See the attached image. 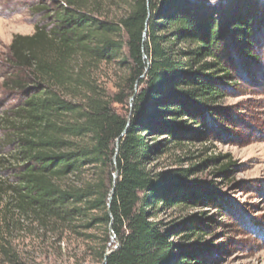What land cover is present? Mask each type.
<instances>
[{"label":"trees","instance_id":"1","mask_svg":"<svg viewBox=\"0 0 264 264\" xmlns=\"http://www.w3.org/2000/svg\"><path fill=\"white\" fill-rule=\"evenodd\" d=\"M262 4L232 0L217 11L208 0L31 1L33 33L12 37L0 67V233L30 219L52 232L99 231L96 264H201L159 219L198 201L146 169L162 145L144 136L178 142L174 124L237 87L225 54L239 49L255 60ZM113 63L125 70L114 92L96 75ZM1 240L8 255L11 243Z\"/></svg>","mask_w":264,"mask_h":264},{"label":"rangeland","instance_id":"2","mask_svg":"<svg viewBox=\"0 0 264 264\" xmlns=\"http://www.w3.org/2000/svg\"><path fill=\"white\" fill-rule=\"evenodd\" d=\"M31 1L0 0V67L12 37L33 33ZM231 1L208 3L218 11ZM259 43L252 52L255 60L239 49L226 51L237 87L216 107L201 108L196 118L174 124L178 142L164 132L144 136L150 147L162 145L146 169L164 175L177 184L179 193H193L198 201L171 208L159 219L178 232L171 241L194 248L201 264H264V38ZM96 75L114 92L125 70L114 63L102 64ZM226 164L233 168L220 176L218 169ZM101 238L97 230L60 233L38 228L30 219L12 221L10 229L0 233V264H96ZM1 239L11 243L8 255ZM108 247L115 248V240Z\"/></svg>","mask_w":264,"mask_h":264},{"label":"water","instance_id":"3","mask_svg":"<svg viewBox=\"0 0 264 264\" xmlns=\"http://www.w3.org/2000/svg\"><path fill=\"white\" fill-rule=\"evenodd\" d=\"M116 177V174H114V178ZM109 231H110V238H111V240H113L114 239V236H113V233H112V231H111V228H109Z\"/></svg>","mask_w":264,"mask_h":264}]
</instances>
